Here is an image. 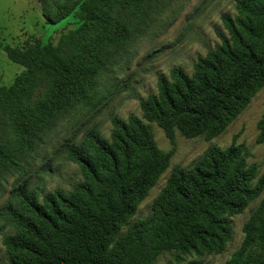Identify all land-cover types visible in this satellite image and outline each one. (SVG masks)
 Here are the masks:
<instances>
[{
  "label": "trees",
  "instance_id": "16d2710c",
  "mask_svg": "<svg viewBox=\"0 0 264 264\" xmlns=\"http://www.w3.org/2000/svg\"><path fill=\"white\" fill-rule=\"evenodd\" d=\"M153 1L64 0L48 20L76 14L78 30L57 45H1L25 69L11 86L0 85V173L61 112L88 102L104 67L132 37L131 16L145 18ZM234 2L237 15H222L220 41L192 74L175 66L160 76L158 92L141 101L143 117L113 116L109 138L92 130L65 142L63 153L82 174L70 191L43 193L28 181L16 189L0 212L13 229L3 237L8 264H155L165 252L221 253L233 238L232 218L262 195L240 249L225 264H264V172L248 162L245 144L212 146L193 167L175 166L152 213L128 224L173 155L157 145L150 123L172 141L178 131L212 140L264 88V0ZM258 127L257 142L264 143V113Z\"/></svg>",
  "mask_w": 264,
  "mask_h": 264
},
{
  "label": "rangeland",
  "instance_id": "374dc122",
  "mask_svg": "<svg viewBox=\"0 0 264 264\" xmlns=\"http://www.w3.org/2000/svg\"><path fill=\"white\" fill-rule=\"evenodd\" d=\"M64 0H0V85L9 87L24 66L12 62L3 45L25 47L34 41L42 46L57 45L62 36L82 25L73 14L57 24L48 20ZM145 18L132 17L135 26L130 40L104 67L88 102L74 104L61 112L41 133L34 146L18 157L14 167L0 173V212L14 202L16 189L28 181L31 188L43 193L62 189L70 191L82 180L77 164L67 160L63 145L67 140L79 142L89 131L98 130L109 138L113 129L111 118L143 117L141 101L158 92V78L169 76L175 66L189 74L200 56H205L220 41L217 31L224 30L222 15H237L234 0H154ZM2 45V46H1ZM264 113V88L246 109L212 140L204 136L187 138L179 131L169 139L156 123H150L157 145L173 152L170 166L161 175L146 199L141 202L128 224L148 217L153 202L166 186L175 166L193 167L212 146L227 149L245 144L251 152L249 163L264 172V143H258V123ZM6 136V135H5ZM263 195L252 200L243 213L232 218L233 238L221 253L198 254L173 251L162 254L155 264H186L200 260L202 264H225L240 249L244 225L259 207ZM122 226L123 232L127 225ZM13 232L0 221V264H8L3 237Z\"/></svg>",
  "mask_w": 264,
  "mask_h": 264
}]
</instances>
